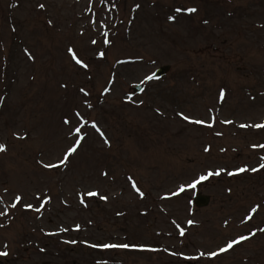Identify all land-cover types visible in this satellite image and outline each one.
Returning <instances> with one entry per match:
<instances>
[{"label": "rangeland", "instance_id": "obj_1", "mask_svg": "<svg viewBox=\"0 0 264 264\" xmlns=\"http://www.w3.org/2000/svg\"><path fill=\"white\" fill-rule=\"evenodd\" d=\"M258 124L264 0H0V264H264Z\"/></svg>", "mask_w": 264, "mask_h": 264}, {"label": "snow or ice", "instance_id": "obj_2", "mask_svg": "<svg viewBox=\"0 0 264 264\" xmlns=\"http://www.w3.org/2000/svg\"><path fill=\"white\" fill-rule=\"evenodd\" d=\"M40 7H41V8H44V5L41 4ZM176 11H177V12H181V11H183V10L178 8V9H176ZM187 11H188L189 13H191V12H195L196 9H188ZM172 19H175V17H172ZM93 43H95V41H93ZM105 43H107V41H105ZM72 55H73V58L76 59V63H77V64H80V65H82L83 67H87V65L84 64V62H83L82 60L76 58V53H75L74 51H73ZM100 55L103 56L104 53H100ZM154 78H155L154 76H148V77H147L148 80H152V79H154ZM221 95L223 96V93H222ZM183 118H184L185 120H190V118L187 117V116H184ZM190 122H192V123H203V121H199V120H197V121H190ZM247 126H248V125H241V127H247ZM92 127H93V128H97V126H96L94 123H93ZM255 127H257V128H264V124H258V125H255ZM97 131H99L98 128H97ZM76 132H77V134H79V133H80V128H77V129H76ZM101 135H103L102 132H101ZM80 139L82 140L83 137H81ZM78 147H79V141L76 143L75 146L71 147V148L68 150V152H67V154H66V156H65V158H64V161H63L64 163L67 162V157H68V156H71L72 154H74V153L77 151V148H78ZM254 147H256V146H254ZM260 147H264V146H260ZM6 150H7V149H6V146L3 145V144H0V152H5ZM207 150H208V149H206V151H207ZM45 166H46V167H49L50 165H45ZM260 168H264V164H261V165H260ZM255 170H256V169H253V171H255ZM240 171L243 172V171H246V169L241 168ZM220 174H221V173H220L219 171H216L215 173H213V172H208V174H207L206 176H202V177H200V180L195 181L191 186H192L193 188H195V187H196V184L200 183L201 180H206V179H208V178H209L210 176H212V175L219 176ZM229 174L232 175L233 173H229ZM105 175H107V174L105 173ZM133 187H136V185L133 184ZM136 190H137V192L140 193L141 196L144 195L143 192H140V189H139V188H136ZM180 191L183 192V191H184V188L181 187ZM89 195H95V193H89ZM102 198L105 199V200L107 199V197H102ZM20 199H21L20 197H17V202H19ZM81 202H83V200H82ZM12 207H16V204H13ZM28 207L31 208V207H33V206H32V205H28ZM35 210H36V211H40L39 208H36ZM255 210H256V209H253V211H255ZM0 214H3V213H0ZM249 219H251V217H249ZM188 223L191 224V223H193V222H192V221H189ZM262 231H264V230H262ZM180 234H181V235L184 234L183 229H181ZM244 239H248V237H242V238H241V240H244ZM239 242H240V241H236L235 243H239ZM104 247H105V248H113V247H123V248H127V247H129V246L125 244V245H104ZM232 247H233V244H232V243H229L228 246H227V248L221 249V251H222V252H223V251H228V250L231 249ZM0 255H4V256H6V255H8V253H7V252H3V253H0ZM201 255H203V254H201ZM212 255L215 256L216 253H212ZM105 264H106V262H105Z\"/></svg>", "mask_w": 264, "mask_h": 264}, {"label": "water", "instance_id": "obj_3", "mask_svg": "<svg viewBox=\"0 0 264 264\" xmlns=\"http://www.w3.org/2000/svg\"><path fill=\"white\" fill-rule=\"evenodd\" d=\"M169 70V66H164V67H162L161 69H159L158 71H157V73L155 74V76H161L162 74H164V73H166L167 71ZM197 203H199L200 205H205V204H207L208 203V201H209V197H205V196H199V197H197Z\"/></svg>", "mask_w": 264, "mask_h": 264}]
</instances>
